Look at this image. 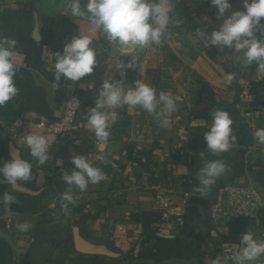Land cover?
I'll list each match as a JSON object with an SVG mask.
<instances>
[{
    "label": "crops",
    "instance_id": "obj_1",
    "mask_svg": "<svg viewBox=\"0 0 264 264\" xmlns=\"http://www.w3.org/2000/svg\"><path fill=\"white\" fill-rule=\"evenodd\" d=\"M67 6L61 0H39L27 13L12 0H0V43L14 40L20 57L15 76L19 94L0 107V163L19 155L32 164L28 182L13 187L0 177V198L5 193L15 197L9 207L0 204V264H213L218 257L224 264L221 247L230 245L238 251L243 232H252L255 239L264 241V211L257 221H240V226L234 223L231 230L227 223L221 233L210 216V209L224 200L232 185H250L264 198V144L253 135L257 128H264V72L257 70L250 80L238 82L237 88L225 87L217 95L210 93L192 102L177 85L176 75L162 63L159 67L164 76L154 72L141 55H125L116 46L110 57L106 54L101 71L77 82L62 78L57 84L53 53L61 52L68 42L63 38V19L74 24L78 35L98 37L86 18L64 14ZM105 42L102 52L114 47ZM119 59L124 63L135 60L136 67L126 70L127 83L141 79L151 84L157 95L170 93L177 110L168 126L161 127L139 106L118 109L115 125L126 118L128 126L116 133L112 125L103 147L107 160L100 162L95 159L100 152L98 142L85 127L86 115L103 80L121 78L112 67ZM70 96L81 102L80 131L59 136L48 133L46 122L59 115ZM220 99L234 105L240 126L232 128L236 142L231 149L214 155L206 149L204 133L211 112L223 110L215 104ZM28 132L50 142V158L44 165L37 164L23 142ZM73 154L87 155L107 179L90 184L84 192L74 190L76 203L66 212L61 201L67 190L62 175L73 167ZM217 159L225 162L227 171L202 195L198 191L199 169L206 160ZM157 191L182 204L184 214L168 219L154 210L151 202ZM25 222L31 225L29 231H18L16 225ZM254 264H264V256Z\"/></svg>",
    "mask_w": 264,
    "mask_h": 264
},
{
    "label": "clouds",
    "instance_id": "obj_2",
    "mask_svg": "<svg viewBox=\"0 0 264 264\" xmlns=\"http://www.w3.org/2000/svg\"><path fill=\"white\" fill-rule=\"evenodd\" d=\"M216 11V20L221 21L219 26L210 33L197 29V36L209 45L220 49H231L236 59L244 67L255 63L259 72H264V0H241L240 10L228 13L231 8L229 0H209ZM172 0H70L67 11L75 18H86L90 23L93 34H99L110 45H115L120 52L128 55L145 48L159 46L163 39L170 35L169 25L179 24L181 21L172 18ZM259 31L260 35L256 33ZM14 40L0 43V107L7 104L19 94L16 87L15 76L20 67L19 53L15 51ZM54 80L57 84L61 79L72 82L92 74L97 65V52L93 47V39L89 35L73 36L64 44L61 52L53 53ZM119 71L120 79L112 77L103 80L94 106L86 115V129L92 133L98 142L100 152L96 160L106 162L107 157L103 147L107 144L110 129L119 118L118 109L124 106L134 108L139 106L153 115L161 127H167L172 113L177 110L173 96L161 91L157 95L156 89L149 83L137 79L132 83L125 81L126 70L135 66V60L124 63L119 59L112 67ZM235 74L228 73L223 78V85L230 86ZM77 106L79 101L76 99ZM159 109V110H158ZM233 121L229 114L223 110L211 112V123L204 133L206 149L214 155L227 152L236 142L232 134ZM254 138L259 144H264V128H257ZM23 142L29 154L38 165H44L50 158V142L43 135L28 132L23 136ZM201 157L204 153H200ZM62 166L63 161L59 160ZM71 170H65L62 180L67 190L61 194L62 208L67 212L69 205L76 203L74 190L84 192L90 184H98L107 179L100 167L95 166L87 155L70 156ZM227 165L222 160H206L199 169L197 180L198 191L205 195L211 190L217 179L223 177ZM0 177L7 184L16 186L17 182H28L32 179V164L19 155L0 163ZM15 203V197L5 193L0 198V204L5 207ZM18 231L27 232L31 225L19 223ZM264 256V241L254 238L252 232H243L240 236V247L232 259L235 264H254ZM213 264H223L221 258H216Z\"/></svg>",
    "mask_w": 264,
    "mask_h": 264
},
{
    "label": "trees",
    "instance_id": "obj_3",
    "mask_svg": "<svg viewBox=\"0 0 264 264\" xmlns=\"http://www.w3.org/2000/svg\"><path fill=\"white\" fill-rule=\"evenodd\" d=\"M12 1L20 11L27 13L32 12L35 8V5L39 2V0H12ZM62 1L68 4L70 3L65 0ZM234 4L236 5L235 8L237 10L241 9L242 7L241 0H234ZM172 5H173V12L171 14L172 18L174 20L181 21V23H179L178 25L170 24L169 25L170 35L166 36L165 38H169L173 34H175L174 39L177 41L178 40L185 41V36L187 34L196 37L199 44L203 48V54L206 56L207 60H209L213 64H219L226 74L233 73V71H235V78L233 80L235 83L231 84L230 86H227L228 89L237 88L239 86L238 82H240L241 80L248 81L253 77V75L257 71V65L255 63H253L248 67H244L240 62L236 63L234 59L230 58V56L234 54V52L231 49L228 48L217 49L211 45L205 47L204 42L197 36L196 34L197 29L210 33L212 30L217 28L219 26V23L221 22L216 20L217 10L210 5L209 0H172ZM63 23L66 28L65 36L63 38L65 41H70L73 36L78 35L75 31V26L67 18L63 19ZM261 23H264V18H262ZM256 35L258 36L260 35L259 31H257ZM105 44L106 42L104 38L99 34L97 39H93V47L96 50H101L105 46ZM160 51L164 53L162 55V60H161L163 66L165 68L170 67L169 70L171 72L177 71L182 65V62L178 58V56L172 51V49L165 42L160 48ZM240 68H243L244 71H240ZM94 73H96V69H94V72L92 74ZM192 75L196 76V81L201 83L202 86H207V83L204 81V79L201 76H199L197 73L193 71ZM192 102H197V99H192ZM215 104L218 106H222L223 111H226L229 114L230 118L233 121L231 125L232 128L240 126L239 124L240 116L232 103L220 99ZM113 126H114V132L122 133L124 131L125 126H128L126 118H124L120 122L119 126L115 124ZM240 221H245V220L230 219L228 221V226L230 230H231V225H233L234 223L237 224V226H240ZM228 235L229 233L225 234L224 236L227 237Z\"/></svg>",
    "mask_w": 264,
    "mask_h": 264
},
{
    "label": "built area",
    "instance_id": "obj_4",
    "mask_svg": "<svg viewBox=\"0 0 264 264\" xmlns=\"http://www.w3.org/2000/svg\"><path fill=\"white\" fill-rule=\"evenodd\" d=\"M76 99L79 101V107ZM80 108L81 102L76 96L68 97L59 115L46 122L45 130L56 136L79 132ZM151 205L154 210L160 211L168 219L181 217L185 212L184 206L170 201L164 191H157L154 194ZM262 211H264L263 196L250 185L237 184L226 189L224 200L210 209V216L215 224V230L221 233L230 219L257 221ZM221 252L225 258L224 264H234L232 256L235 251L230 245L222 246Z\"/></svg>",
    "mask_w": 264,
    "mask_h": 264
},
{
    "label": "rangeland",
    "instance_id": "obj_5",
    "mask_svg": "<svg viewBox=\"0 0 264 264\" xmlns=\"http://www.w3.org/2000/svg\"><path fill=\"white\" fill-rule=\"evenodd\" d=\"M62 1V0H61ZM70 2V0H65ZM87 0H81V4H85ZM231 8L229 9L226 15L230 14L232 11H236V5L234 0H229ZM209 18V16H208ZM222 22V20H221ZM175 34L171 35L169 38H165L163 41L172 49V51L178 56L181 60L182 65L177 71L171 72L169 68L166 70L171 72L173 75H176L177 85L180 86L181 90L191 99L200 98L202 96H209L210 93L217 95L219 89L225 88L223 85V78L227 75L222 67L219 64H213L206 59V56L203 54V48L199 44L196 37L187 34L185 36V41L175 40ZM258 36V35H257ZM159 46H153L151 48H145L140 50L137 55H141L143 59L147 60V65H150V68H153L154 72L159 71L162 73L163 68L159 67L161 65L162 53L160 48L163 43ZM109 46L106 52L96 50L97 52V65L95 67L96 71H101L106 61L107 57H110L109 54L114 51L115 45ZM116 49V48H115ZM107 54V57H106ZM230 58L234 59L237 63L236 55H231ZM185 67V68H184ZM194 67V68H193ZM241 67V66H240ZM200 73L202 77H205L207 81V86H202L201 83L196 81V76L192 75V72ZM240 71H244L243 68H240ZM235 74V71H233ZM156 74L154 73V76ZM199 75V74H198ZM161 76H164L162 73ZM200 76V75H199ZM235 82L233 81L232 84ZM163 85V83L161 84ZM197 92H200L197 94ZM197 94V96H196Z\"/></svg>",
    "mask_w": 264,
    "mask_h": 264
}]
</instances>
